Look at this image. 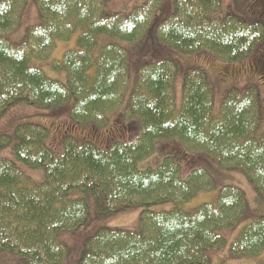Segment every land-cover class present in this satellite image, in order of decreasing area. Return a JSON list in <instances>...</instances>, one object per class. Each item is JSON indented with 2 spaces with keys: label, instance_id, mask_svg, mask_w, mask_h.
Wrapping results in <instances>:
<instances>
[{
  "label": "trees",
  "instance_id": "16d2710c",
  "mask_svg": "<svg viewBox=\"0 0 264 264\" xmlns=\"http://www.w3.org/2000/svg\"><path fill=\"white\" fill-rule=\"evenodd\" d=\"M119 1L0 0V123L25 105L64 111L68 123L19 122L0 132V264H211V253L229 243L224 232L250 210L234 184L215 203L183 209L216 189L206 167L213 161L242 173L264 200L259 86L231 87L216 112L205 65H184V57L224 65L252 59L264 44V0H247L241 15L227 0H135L126 10ZM31 8L36 22L15 39ZM77 33L76 48L50 61L65 81L31 66ZM102 37L116 41L99 50ZM166 142L182 150L184 159L175 158L187 176L172 156L138 169ZM169 203L171 210L152 209ZM135 208L137 229L100 227L80 250L61 239L87 226L93 212L105 220ZM230 251L233 258L264 252V215L239 231Z\"/></svg>",
  "mask_w": 264,
  "mask_h": 264
},
{
  "label": "rangeland",
  "instance_id": "374dc122",
  "mask_svg": "<svg viewBox=\"0 0 264 264\" xmlns=\"http://www.w3.org/2000/svg\"><path fill=\"white\" fill-rule=\"evenodd\" d=\"M137 1L120 0L118 2V5L124 8H117V9L118 10L129 9L128 7H131L133 3ZM124 3L130 4V6L124 5ZM227 3L236 6V8L240 12L236 10V8L233 6H232L233 7L232 10L238 15H241V11L243 13H246L250 10L249 5L247 4V0L246 1L227 0ZM251 4L252 6L254 5L253 3H250V5ZM35 14L36 13L33 8L28 10V13L25 17V23H23L20 29L18 30L19 35H16L15 39L18 40L21 39V37L26 31V28L29 25L36 22ZM78 37H79V33L75 34L69 41L58 42L57 47L54 50L51 59L49 61L34 60L31 62V66L41 68L49 78L59 81H65L66 80L65 73L56 72L53 69H51L50 61L53 59H61L67 51L75 49ZM112 41H116V40L109 37H102L100 39L99 50H101L102 47L105 46V44ZM127 44L129 43L122 42V45L130 51V47L127 46ZM144 62L145 61L143 60L140 63H144ZM184 62H185L184 65H188V66H192L194 63H200L205 65L203 66V68H205V70L208 72L213 84L215 83L214 86L216 90V101H215L216 112L219 110V106L225 92H227V90L230 89L231 87L245 88L248 85L254 83L255 85L259 86L260 95L262 94L264 96V44L260 47V49L257 51V53L255 54V56H253L252 59H249L247 62L241 63L239 65H224L221 62H215V61L208 63L205 62V60L197 57H184ZM250 64L253 65L254 69L249 68ZM194 65H199V64H194ZM183 74H184V68L181 69L177 79V88H178L179 96L181 94ZM232 78L234 80L231 82ZM255 79H259V80H255ZM239 81L246 84L240 83ZM258 81L260 82L261 85L259 84ZM262 103H263L262 108L264 109V102L262 101ZM25 106L16 107L10 110L8 115L0 123L1 133L2 131L7 132L11 130L15 126V124H18L19 122L46 123L57 128L65 127L66 125H68L66 120L67 116L64 111H59L57 113L42 112L40 110L33 109L28 105ZM263 128H264V122H263ZM55 132L58 133L57 130H55ZM54 139H55L54 141H56V138ZM167 156H172L174 158L176 157L180 160L184 159L183 152L178 145L171 142L159 143V147H157L154 154L140 161L137 167L140 170H145L147 168H156L163 162L164 158ZM179 162L183 167L182 174L185 177L188 175L190 169L186 170L182 162L181 161ZM213 163L216 166H212L210 169L207 165L206 167L216 181V189L210 192H203L199 194L191 202L184 204L183 209L187 211L189 210L195 211L203 203H215L217 200V195L219 193V190L225 185L234 184L241 187L244 191H246L249 199V203H250L249 215L246 218V220L242 224H240L237 228L231 231L224 232L228 238L229 243L222 250L214 251L211 253L212 256L211 264H264V252L256 257L233 258L230 251V245L238 235L239 231L245 225L249 224L255 217L264 215V200L254 192L251 184L242 173L225 171L221 169L214 161ZM172 208H174V205L169 203L165 205L155 206L152 209L156 211H160V210H171ZM140 214H141V209L135 208L120 213L118 215H115L109 219L99 220L96 217L95 212H93L91 221L87 226L82 227L81 229L77 230L75 233L72 234L64 233L61 239L70 247H76L77 248L76 250H80L85 239L93 235L96 232V230L99 229L100 227H119L129 230L137 229L139 226ZM77 254L78 251L74 255L75 261L77 259Z\"/></svg>",
  "mask_w": 264,
  "mask_h": 264
},
{
  "label": "flooded vegetation",
  "instance_id": "af4514ba",
  "mask_svg": "<svg viewBox=\"0 0 264 264\" xmlns=\"http://www.w3.org/2000/svg\"><path fill=\"white\" fill-rule=\"evenodd\" d=\"M249 68H250V69H254L252 64H250V67H249Z\"/></svg>",
  "mask_w": 264,
  "mask_h": 264
}]
</instances>
